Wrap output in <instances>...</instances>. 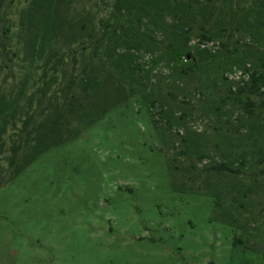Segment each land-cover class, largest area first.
Wrapping results in <instances>:
<instances>
[{
    "label": "rangeland",
    "instance_id": "1",
    "mask_svg": "<svg viewBox=\"0 0 264 264\" xmlns=\"http://www.w3.org/2000/svg\"><path fill=\"white\" fill-rule=\"evenodd\" d=\"M255 70L264 0H0V264H264Z\"/></svg>",
    "mask_w": 264,
    "mask_h": 264
},
{
    "label": "trees",
    "instance_id": "2",
    "mask_svg": "<svg viewBox=\"0 0 264 264\" xmlns=\"http://www.w3.org/2000/svg\"><path fill=\"white\" fill-rule=\"evenodd\" d=\"M206 37V36H204ZM247 89L248 91L260 95H264V71L258 72L257 70L253 71L249 76V79L245 81L244 84L239 85V92ZM228 166L226 164H221L218 169H226Z\"/></svg>",
    "mask_w": 264,
    "mask_h": 264
}]
</instances>
